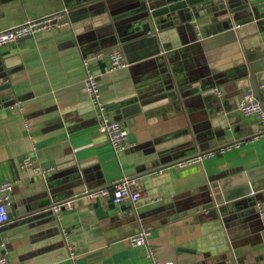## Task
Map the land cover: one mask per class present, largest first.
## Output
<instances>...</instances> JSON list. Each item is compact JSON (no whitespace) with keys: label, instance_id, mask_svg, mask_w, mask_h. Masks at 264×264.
Segmentation results:
<instances>
[{"label":"crops","instance_id":"0c3cea01","mask_svg":"<svg viewBox=\"0 0 264 264\" xmlns=\"http://www.w3.org/2000/svg\"><path fill=\"white\" fill-rule=\"evenodd\" d=\"M250 6L257 18L234 26L226 38L202 40L175 22L158 31L159 56L111 71L109 52L148 36L137 0H0V32L64 9L69 22L0 48V80L15 98L12 106L0 104V183L14 181L9 209L15 217L0 226L10 264H70L60 229L78 264H151L147 248L163 264L264 260V218L254 206L261 202L264 210V191L240 212L174 219L205 203L216 178L264 166V138L253 139L260 125L237 110L252 86L241 84L239 65L246 54L264 56V0ZM246 15L240 11L237 19ZM88 71L108 115L128 132L117 155L97 131L82 90ZM236 142L238 148L217 150ZM199 155L205 158L197 164L174 166ZM24 156L54 170L43 180L19 167ZM125 176L141 183L135 207L83 197ZM67 200H74L72 209L54 218L51 205ZM141 229L149 233L146 244L133 247L130 238Z\"/></svg>","mask_w":264,"mask_h":264},{"label":"water","instance_id":"95a60500","mask_svg":"<svg viewBox=\"0 0 264 264\" xmlns=\"http://www.w3.org/2000/svg\"><path fill=\"white\" fill-rule=\"evenodd\" d=\"M137 3L144 10L148 21L145 35L154 26L160 31L173 27L177 22L183 26L189 25L188 28L192 29L197 38L202 40L211 38L210 42H214L219 38H226L234 26L253 22L257 18L254 9L246 0H137ZM240 11H246L247 15L237 19ZM157 34L122 44L121 52L125 61L128 64H134L159 56L163 47L159 43ZM239 67L242 68L243 74L239 79L243 80L241 84L252 85L249 88L260 97L258 85L264 83V56H247L246 54ZM5 82L0 80V104L12 106L15 104V98L11 93L10 85ZM122 116L128 117L124 112ZM127 124L124 122L125 126ZM262 191H264V166L249 170L240 168L231 176L216 178L210 182L207 186L206 202L179 213L174 219L196 213L199 219L204 216L217 219L221 217L222 210L229 214L240 212L253 203V195ZM14 217L15 213L11 206L10 209L8 208V220Z\"/></svg>","mask_w":264,"mask_h":264},{"label":"built area","instance_id":"2783aa9c","mask_svg":"<svg viewBox=\"0 0 264 264\" xmlns=\"http://www.w3.org/2000/svg\"><path fill=\"white\" fill-rule=\"evenodd\" d=\"M249 4L254 3L257 0H246ZM66 9L63 11L37 19H28L22 24L9 28L7 30L0 32V48L9 46L17 41L33 37L38 33L50 32L55 29L65 27L69 25L68 20L65 18ZM158 33V28L154 26L151 31H148V35H154ZM99 57V56H98ZM108 70H116L127 67L129 64L125 61L123 53L121 50H114L108 53ZM87 60H83V66L87 67ZM264 84V83H263ZM260 84L258 89L261 96H256L250 88L243 91L239 97L237 103L238 113L242 117L246 118H256L260 125V133L257 137L253 139L264 138V85ZM82 90L88 95L95 120L97 131L102 134L107 144L114 155L125 149L128 132L126 128L120 123V121L112 119L107 112V108L102 99L101 88L99 82L95 75L89 71L82 83ZM214 94L218 97L223 96V92L219 88H214ZM252 139V140H253ZM239 143H232L217 149L220 154L225 151H229L233 148H238ZM209 153L207 156L211 155ZM203 158L202 155L194 156L187 160L179 161L175 163V167L183 168L188 165L197 164ZM19 167L21 169H31L43 180L47 177V174L51 173L54 169L53 167H41L35 165L34 161L30 156H24L20 162ZM158 175L163 173L159 170ZM14 181H4L0 183V226L8 222V208L11 204V196L13 191ZM142 196L141 183L139 178L133 177H122L115 182L110 187H103L91 192L86 193L83 197L88 200H95L98 198L109 199L112 204L118 205L120 203H128L135 207ZM74 200H67L60 203H54L50 207V211L54 218H58L59 215L67 210L72 209ZM255 207L259 213L260 218H264V210L261 202H256ZM149 235L148 231L141 229L139 233L130 238V244L133 247H141L146 244V238ZM60 236L62 242L64 243L67 250V261L70 264L77 263V255L75 254L72 245L69 240V236L65 229H60ZM145 257L150 261L151 264H163L157 260L155 253L147 248ZM0 264H10L7 254L4 250L2 244H0ZM166 264H172L171 262ZM255 264H264V260H261Z\"/></svg>","mask_w":264,"mask_h":264}]
</instances>
